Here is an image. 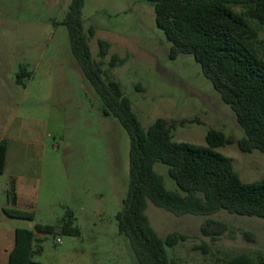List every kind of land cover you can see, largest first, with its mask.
I'll list each match as a JSON object with an SVG mask.
<instances>
[{
  "label": "rangeland",
  "instance_id": "1",
  "mask_svg": "<svg viewBox=\"0 0 264 264\" xmlns=\"http://www.w3.org/2000/svg\"><path fill=\"white\" fill-rule=\"evenodd\" d=\"M70 3L0 0V140L7 141L9 153L0 173V258L13 244L16 227L56 224L69 208L80 233H36L44 238L42 252L33 255L37 264H139L115 220L128 191L129 136L117 118L103 114L100 97L72 53L62 23ZM80 16L92 57L119 82L144 127L161 117L173 123V140L200 145L208 129L221 130L233 141L216 150L231 158L240 179L264 178V155L239 148L243 131L235 113L199 63L191 54L170 57L171 43L156 26L152 0H83ZM257 29L264 55V25ZM98 39L109 43L103 58ZM113 54L123 61L110 67ZM21 67L30 76L19 83ZM154 169L167 189L178 190L168 165L158 161ZM12 181L16 203L7 195ZM6 206L31 210L34 219L9 217ZM145 212L162 238L173 231L188 235L165 248L180 264H224L225 254L264 251V217L224 209L175 215L151 201ZM208 217L227 224L215 241L200 232ZM243 231L254 232L256 241H247ZM202 242L205 251L198 247Z\"/></svg>",
  "mask_w": 264,
  "mask_h": 264
},
{
  "label": "trees",
  "instance_id": "2",
  "mask_svg": "<svg viewBox=\"0 0 264 264\" xmlns=\"http://www.w3.org/2000/svg\"><path fill=\"white\" fill-rule=\"evenodd\" d=\"M155 23L171 43L170 57L191 54L203 74L211 81L224 103L235 113L243 136L239 148L264 155V55L256 42L258 26L264 25V0H152ZM83 0H71L62 20L69 31L70 44L83 75L100 97L102 112L119 120L129 136V185L122 208L115 220L119 234L128 238L139 264H180L169 258L166 246L173 247L188 238L173 231L162 238L150 224L145 212L147 202L175 215H211L224 209L231 213L264 217V178L244 182L234 170L230 157L216 149L233 140L221 130L210 128L204 145L172 139L173 123L158 117L144 127L132 109L129 98L110 74L93 58L88 36L83 32ZM92 27L89 33L92 34ZM98 56L109 51V43L98 39ZM111 55L109 66L122 62ZM30 72L21 67L16 81ZM7 141L0 140V173L5 166ZM168 165V174L178 190L167 189L164 179L154 169L155 162ZM16 203L13 181L7 191ZM3 212L13 218L34 219L31 210L12 206ZM227 229L226 222L206 218L200 232L215 241ZM42 234L78 235L74 212L66 208L56 224L35 223L33 229L16 227L13 244L3 264H37L34 254L43 250ZM244 238L255 242L252 231ZM203 251L207 243L198 245ZM224 264H264V251L225 254Z\"/></svg>",
  "mask_w": 264,
  "mask_h": 264
},
{
  "label": "crops",
  "instance_id": "3",
  "mask_svg": "<svg viewBox=\"0 0 264 264\" xmlns=\"http://www.w3.org/2000/svg\"><path fill=\"white\" fill-rule=\"evenodd\" d=\"M8 161H9V153H8V148H7V150H6V156H5V166H4V170H3V172L2 173H4L5 171H6V169H7V167H8ZM11 176V175H10ZM16 177H17V175H15L14 176V178L16 179ZM17 198H18V200H19V197L17 196ZM12 246V245H11ZM11 248V247H10ZM10 248H8V250H7V256H6V254L3 256V257H1L0 258V264H3V263H5L6 261H7V257H8V252H9V250H10Z\"/></svg>",
  "mask_w": 264,
  "mask_h": 264
},
{
  "label": "built area",
  "instance_id": "4",
  "mask_svg": "<svg viewBox=\"0 0 264 264\" xmlns=\"http://www.w3.org/2000/svg\"><path fill=\"white\" fill-rule=\"evenodd\" d=\"M57 242H61V239L59 237L57 238Z\"/></svg>",
  "mask_w": 264,
  "mask_h": 264
}]
</instances>
